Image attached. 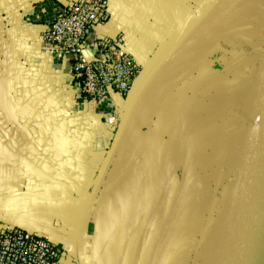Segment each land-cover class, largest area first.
<instances>
[{
	"label": "crops",
	"instance_id": "0c3cea01",
	"mask_svg": "<svg viewBox=\"0 0 264 264\" xmlns=\"http://www.w3.org/2000/svg\"><path fill=\"white\" fill-rule=\"evenodd\" d=\"M73 1L0 0V229L46 237L60 249L58 264H79L85 208L118 136L88 215L84 262L124 264L133 255L138 264H181L178 246L190 236L176 205L198 198L192 110L200 120V108L224 102L225 113L247 111L248 124L264 0H108L109 21L92 30L83 55L95 59L99 39L122 36L142 71L127 97L99 104L79 99L70 60L40 50L43 27ZM253 24L262 31L258 81L254 66L239 76L250 61L237 51L257 48ZM232 128L243 142L247 125Z\"/></svg>",
	"mask_w": 264,
	"mask_h": 264
},
{
	"label": "built area",
	"instance_id": "2783aa9c",
	"mask_svg": "<svg viewBox=\"0 0 264 264\" xmlns=\"http://www.w3.org/2000/svg\"><path fill=\"white\" fill-rule=\"evenodd\" d=\"M108 21V0H75L39 35L41 53L70 60L79 99L94 104L114 95L127 97L142 71L125 49L122 36L99 39L97 58L85 59L84 46L92 30ZM113 121L110 116L108 122ZM60 255V249L46 237L19 228L0 229V264H58Z\"/></svg>",
	"mask_w": 264,
	"mask_h": 264
},
{
	"label": "rangeland",
	"instance_id": "374dc122",
	"mask_svg": "<svg viewBox=\"0 0 264 264\" xmlns=\"http://www.w3.org/2000/svg\"><path fill=\"white\" fill-rule=\"evenodd\" d=\"M251 36L250 44L257 48L237 51L239 54L243 52L245 57H249L250 61L249 67L240 63L239 76L240 79L250 76L253 71L252 66H254L256 71H254L253 76L258 81L257 51L258 47H262L260 40L262 31L254 24ZM218 105L223 109L218 107L219 109L216 108L215 110L214 104H206L203 107L204 109L200 108L199 110L206 113L204 115L201 112L204 116H201L200 120L195 119L193 115H196V113H193L194 108L192 110L191 151L196 155L192 160L194 166L191 168L192 179L196 178L193 181L195 187L192 189L199 193L196 192L197 199H190L189 208L186 206L182 208V203L176 205V210L180 208L179 211L185 213L184 216L176 217V222L181 226L180 230L184 229L188 234L186 241L190 236L188 246L185 245V241L178 246L183 253L181 264H204L209 242L224 216L225 209L227 211L229 208L239 175L238 160H235L242 144V132L236 133L232 127L234 125L236 129L244 131L249 113L237 107H232L230 108L231 111L225 113L224 102ZM194 107H197V105H194ZM228 150L227 162H229V165L227 166L225 163ZM200 179H203V186L199 191L196 188H199ZM215 199L216 202L212 206ZM175 235H180L181 240L185 239L182 232H176Z\"/></svg>",
	"mask_w": 264,
	"mask_h": 264
},
{
	"label": "water",
	"instance_id": "95a60500",
	"mask_svg": "<svg viewBox=\"0 0 264 264\" xmlns=\"http://www.w3.org/2000/svg\"><path fill=\"white\" fill-rule=\"evenodd\" d=\"M118 139L117 136L113 142L102 174L85 208L77 247L79 264H85L84 238L88 215L104 174L113 159ZM238 169L239 175L227 210L228 213L231 207L235 208L238 219V229L230 243L228 264H264V52L252 113L239 152ZM251 182L255 186H250ZM250 202L253 204L252 208L246 206ZM124 264L138 263L131 255Z\"/></svg>",
	"mask_w": 264,
	"mask_h": 264
},
{
	"label": "bare ground",
	"instance_id": "6f19581e",
	"mask_svg": "<svg viewBox=\"0 0 264 264\" xmlns=\"http://www.w3.org/2000/svg\"><path fill=\"white\" fill-rule=\"evenodd\" d=\"M250 186L255 185L251 182ZM246 206L252 208L253 204L250 202ZM235 211L233 207L229 209L228 213L225 209L224 216L209 242L204 264H228L230 243L234 232L238 229V219Z\"/></svg>",
	"mask_w": 264,
	"mask_h": 264
}]
</instances>
